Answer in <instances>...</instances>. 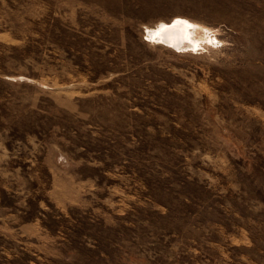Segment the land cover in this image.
Wrapping results in <instances>:
<instances>
[{
    "label": "rangeland",
    "instance_id": "1",
    "mask_svg": "<svg viewBox=\"0 0 264 264\" xmlns=\"http://www.w3.org/2000/svg\"><path fill=\"white\" fill-rule=\"evenodd\" d=\"M0 264H264V0H0Z\"/></svg>",
    "mask_w": 264,
    "mask_h": 264
},
{
    "label": "bare ground",
    "instance_id": "2",
    "mask_svg": "<svg viewBox=\"0 0 264 264\" xmlns=\"http://www.w3.org/2000/svg\"><path fill=\"white\" fill-rule=\"evenodd\" d=\"M176 24L174 26L163 24L158 31H153L152 33L160 32V35L162 36L161 40L167 43L170 42L174 45L182 44L185 39H191V34H193L192 28H194L195 25L188 23V25H184L182 28L180 25ZM191 40L195 41L193 38Z\"/></svg>",
    "mask_w": 264,
    "mask_h": 264
},
{
    "label": "snow or ice",
    "instance_id": "3",
    "mask_svg": "<svg viewBox=\"0 0 264 264\" xmlns=\"http://www.w3.org/2000/svg\"><path fill=\"white\" fill-rule=\"evenodd\" d=\"M179 23V22H178Z\"/></svg>",
    "mask_w": 264,
    "mask_h": 264
}]
</instances>
